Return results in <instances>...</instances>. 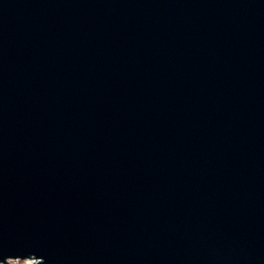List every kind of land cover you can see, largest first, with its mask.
I'll return each instance as SVG.
<instances>
[{"label":"water","instance_id":"obj_1","mask_svg":"<svg viewBox=\"0 0 264 264\" xmlns=\"http://www.w3.org/2000/svg\"><path fill=\"white\" fill-rule=\"evenodd\" d=\"M264 264V0H0V264Z\"/></svg>","mask_w":264,"mask_h":264},{"label":"built area","instance_id":"obj_2","mask_svg":"<svg viewBox=\"0 0 264 264\" xmlns=\"http://www.w3.org/2000/svg\"><path fill=\"white\" fill-rule=\"evenodd\" d=\"M39 260L36 259H28V260H8L9 264H38ZM3 264V263H1Z\"/></svg>","mask_w":264,"mask_h":264}]
</instances>
